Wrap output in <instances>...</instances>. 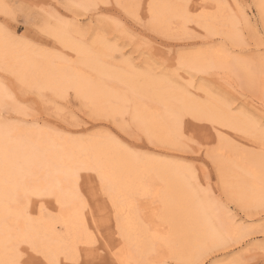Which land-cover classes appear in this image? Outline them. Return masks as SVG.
Masks as SVG:
<instances>
[{"label":"snow or ice","instance_id":"6c2138e0","mask_svg":"<svg viewBox=\"0 0 264 264\" xmlns=\"http://www.w3.org/2000/svg\"><path fill=\"white\" fill-rule=\"evenodd\" d=\"M112 7L105 0H59L33 17L0 0V129L38 127L88 147L53 157L30 138L0 137V264H264V115L257 122L239 107L257 96L264 106V0L116 4L125 15ZM82 10L112 19L116 28L89 31L77 23ZM239 34L259 37L260 50L247 40L233 39L229 47L213 39ZM155 37L194 41L193 49L227 61L212 65L230 73L214 100L188 89L185 72L198 69L183 55L170 62L145 54L146 63H136L137 46ZM10 52L30 55L13 61ZM97 66L188 98L166 112L165 137L134 89L98 102ZM188 116L211 127L193 126L190 134ZM161 145L183 155L162 160L152 151ZM226 147L247 163L226 161ZM161 166L179 170L192 199L233 228L193 248L172 212ZM253 212L258 219H249ZM207 231L215 233L214 226Z\"/></svg>","mask_w":264,"mask_h":264},{"label":"bare ground","instance_id":"6f19581e","mask_svg":"<svg viewBox=\"0 0 264 264\" xmlns=\"http://www.w3.org/2000/svg\"><path fill=\"white\" fill-rule=\"evenodd\" d=\"M130 1L134 3L135 0ZM81 2L87 3L89 0H81ZM156 2L167 4L176 2V0H156ZM163 11L165 10H162V12ZM28 55H30V53H8L9 58L13 61L22 60ZM3 56L4 53H0V61H2ZM184 59L187 64L198 69L196 71L209 69L213 64L218 66L221 63H227V61H221L220 57L215 56L210 51L201 52L185 57ZM49 71L55 72L58 71V69L50 68ZM94 71L98 74L99 78L97 79L98 83L93 87V91L100 104L115 101L117 99L115 90L118 89L113 84L119 83L125 86V88L134 89L141 100L147 99L160 105L161 110L156 109L153 111L149 108L146 114L149 119L155 121L157 134L162 136H166L167 134L164 120L166 112L173 108H181L188 102V98L181 93L162 89L157 83L148 79H133L124 75L122 71H114L99 66H97ZM105 81H109L113 84H108ZM83 86L87 88L88 84L85 82ZM9 134L14 138H30L33 145L46 151L53 157L88 151L86 145L69 142L60 137H49L47 133L42 132L38 128H33L28 133L17 130L9 131L7 129H0V137ZM228 149L232 151L230 148ZM232 153L234 154L235 152L232 151ZM226 161H238L241 166L247 163L246 159L238 153H235L232 157H227ZM229 167H231L230 163ZM160 180L163 183V187L166 189L174 217L178 225L190 235L193 248L200 243L210 242L214 238V235H226L228 231L233 228V225L228 221L227 217L218 214L216 210L211 207L198 204L192 199L190 194L184 189L182 176L179 170H168L161 166ZM208 224L214 226L215 233L207 231Z\"/></svg>","mask_w":264,"mask_h":264},{"label":"rangeland","instance_id":"374dc122","mask_svg":"<svg viewBox=\"0 0 264 264\" xmlns=\"http://www.w3.org/2000/svg\"><path fill=\"white\" fill-rule=\"evenodd\" d=\"M5 2H9L10 6H12L17 11H19L21 15L30 14L33 17H38L40 8H43L49 5L58 4L59 0H5ZM65 2L66 3L70 2V0H65ZM105 2L113 6L112 8L108 9L109 12L118 13L120 15H125L126 11L128 10L116 9L114 6L116 4L131 6L135 3H138L139 0H135L134 3H131L130 0H105ZM205 2L208 4H212L214 2H217V0H205ZM76 20L78 24L83 25L89 31H91L94 27H107L110 30H114L116 28V25L112 22V19L103 20L101 18H97L93 12H90L88 10H82L81 15L76 17ZM253 22L255 23V21ZM236 36L234 38H229V37H221L217 35V36H214L213 39H223L225 40V42L228 44L229 47L233 45V39L235 40L236 44L245 43L247 40L250 42L252 50L257 51V52L260 50L261 45H260L259 37H257L254 40H249V38L246 37V34H239ZM129 43L131 44L132 41H129ZM195 43L196 42L194 41L182 43L180 41L165 40L159 37H155L149 46H146L144 48L137 46L136 52L138 55L136 57H133V59H136V63L140 65V64L146 63V55L150 57H156V58L166 56L168 60L171 62L172 60L179 59L181 55H183V57L185 58V57H189V56L201 53V52L202 53L209 52V51H200L198 48L193 49L192 47H190L191 44H195ZM243 50L247 51L249 49L245 48ZM116 67L122 68L123 66L117 65ZM229 74H230L229 71L221 70L219 69V67H215V68L211 67L204 71H193L191 73L185 72V76L188 79V84H187L188 89L191 92L196 93L197 95L207 96V98L210 101L214 100L216 93L222 91V77L229 76ZM98 78L99 76L96 73V79ZM105 82H107L108 84H113L109 81H105ZM113 85L117 89L125 88V86L119 83H114ZM142 102L145 105H147L149 108H151L152 110H156V109L161 110V106L156 104L155 102L149 101L147 99H142ZM239 107H241L242 111L246 110L254 114V117L257 120V122H259V119L261 118V116L264 115V112H262V108H264V106L261 105V102L258 96L255 99L251 97L247 99H242L240 101ZM185 126L190 130V134H191V129L193 128V126L211 127L210 125L198 124V122L192 119L191 116L186 117ZM232 135H238V133H232ZM158 136L161 138L165 137L159 134ZM152 151L156 153L162 160H166L171 157H180L183 155L182 153H179V152H173L167 147H164L163 145L152 149ZM234 154L232 153V151H229V149L226 147V159L227 157H232ZM83 175H84L85 181H87L88 174L84 173ZM162 186H163V183H162ZM259 215H260L259 212H253V214L249 217V219H258ZM90 216H91V213H89V217ZM226 251L227 249L221 250L217 254L223 255L226 253Z\"/></svg>","mask_w":264,"mask_h":264}]
</instances>
